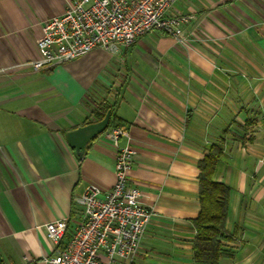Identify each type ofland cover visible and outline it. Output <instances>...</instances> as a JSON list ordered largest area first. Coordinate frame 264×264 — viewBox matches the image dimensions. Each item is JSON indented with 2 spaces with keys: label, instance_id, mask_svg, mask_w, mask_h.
I'll use <instances>...</instances> for the list:
<instances>
[{
  "label": "crops",
  "instance_id": "0c3cea01",
  "mask_svg": "<svg viewBox=\"0 0 264 264\" xmlns=\"http://www.w3.org/2000/svg\"><path fill=\"white\" fill-rule=\"evenodd\" d=\"M70 1L0 0L2 264H43L57 248L46 224L69 220L64 243L81 217L74 198L114 183L106 130L81 155L66 137L98 122L102 106L129 130L127 183L155 213L134 264H193L198 164L214 144L223 153L213 179L230 188L232 256L219 264H264V0H178L184 45L154 31L117 54L32 70L42 22Z\"/></svg>",
  "mask_w": 264,
  "mask_h": 264
},
{
  "label": "built area",
  "instance_id": "2783aa9c",
  "mask_svg": "<svg viewBox=\"0 0 264 264\" xmlns=\"http://www.w3.org/2000/svg\"><path fill=\"white\" fill-rule=\"evenodd\" d=\"M178 0H71L65 11L42 22L37 41V59L27 63L32 70H48L101 49L117 54L150 32L171 36L184 45L182 25L188 18L171 13ZM115 151V181L109 189L88 185L73 200L80 218L49 222L46 236L55 252L43 264H134L144 232L155 213L142 205L140 192L128 185L134 151L130 133L115 126L104 134Z\"/></svg>",
  "mask_w": 264,
  "mask_h": 264
},
{
  "label": "trees",
  "instance_id": "16d2710c",
  "mask_svg": "<svg viewBox=\"0 0 264 264\" xmlns=\"http://www.w3.org/2000/svg\"><path fill=\"white\" fill-rule=\"evenodd\" d=\"M100 110L101 113L97 114L98 121L103 119L108 111L110 112L106 131L119 125V120L110 106H102ZM254 123L247 121L246 124L252 127ZM222 153L221 144H214L198 164L200 211L192 221L196 232L192 247L193 264H219L221 258L232 256L231 251L224 247V242L231 241L225 228L230 188L213 179Z\"/></svg>",
  "mask_w": 264,
  "mask_h": 264
},
{
  "label": "water",
  "instance_id": "95a60500",
  "mask_svg": "<svg viewBox=\"0 0 264 264\" xmlns=\"http://www.w3.org/2000/svg\"><path fill=\"white\" fill-rule=\"evenodd\" d=\"M110 112L108 111L104 118L93 124H88L86 126L80 127L72 132L67 133V141L72 148H74L78 154L81 153L85 143L91 139L99 136L103 133L109 125ZM81 155V154H80ZM0 264H2V259L0 257Z\"/></svg>",
  "mask_w": 264,
  "mask_h": 264
},
{
  "label": "rangeland",
  "instance_id": "374dc122",
  "mask_svg": "<svg viewBox=\"0 0 264 264\" xmlns=\"http://www.w3.org/2000/svg\"><path fill=\"white\" fill-rule=\"evenodd\" d=\"M247 128V127H246Z\"/></svg>",
  "mask_w": 264,
  "mask_h": 264
}]
</instances>
